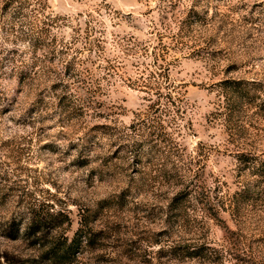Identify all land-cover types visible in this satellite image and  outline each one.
<instances>
[{
	"label": "rangeland",
	"instance_id": "obj_1",
	"mask_svg": "<svg viewBox=\"0 0 264 264\" xmlns=\"http://www.w3.org/2000/svg\"><path fill=\"white\" fill-rule=\"evenodd\" d=\"M0 264H264V0H0Z\"/></svg>",
	"mask_w": 264,
	"mask_h": 264
},
{
	"label": "trees",
	"instance_id": "obj_2",
	"mask_svg": "<svg viewBox=\"0 0 264 264\" xmlns=\"http://www.w3.org/2000/svg\"><path fill=\"white\" fill-rule=\"evenodd\" d=\"M97 47L98 48L101 47L100 42H99V44H97ZM158 77L163 78L162 75H159ZM79 82L82 86L89 85L88 79L86 77L83 78L82 80H79ZM146 85H148V84H146ZM146 87H148L151 90V92H149V93H151L152 95L150 96L149 101L153 102L154 106L159 105L162 102H167L170 104L169 106L178 107L179 105H176V104L177 103L180 104L182 102V100L179 97L175 96L171 92L168 93L167 95L162 94L159 86H155L154 88H150V86H146ZM70 94H71V96L78 97L82 100L81 97H83V95L81 93V90L77 89L75 92L70 90ZM87 94H89V95L91 94V98H92V96H94V94H96V91H94L92 88H87ZM91 98H90V100H91ZM84 109L88 110V107H85ZM159 125H160L159 127L155 126V128L153 130L154 131L153 133L157 137V139H160V138L164 139L165 136L171 137V135L173 133L167 132V128L165 129L164 125L162 123H160ZM30 215H31V219H30L29 227L27 228V234L35 237L36 240H35L34 245H42V243H43L42 246L46 247L47 244L44 243L46 241V238L50 237L54 233V231L58 234V230H56V229H59V226H55L51 230V229L47 228V225L52 223L54 220H56V218L58 216H61V215L65 216V215H63V213H59L55 216L54 214H51V212H49L47 215H45L43 217L41 215L39 216L38 214H34V212H31ZM19 232H20V230H16L14 232V234H12L11 236H8V237L16 240L19 237ZM79 232H80L79 235H81L84 232V228H81L79 230ZM84 236H86V233L83 236L81 235L80 239H82ZM66 243H67V241L64 244L65 246H66ZM59 244H60L59 241L57 243L51 244V246L49 248V252L50 253L56 252ZM67 251H68V249H67Z\"/></svg>",
	"mask_w": 264,
	"mask_h": 264
}]
</instances>
